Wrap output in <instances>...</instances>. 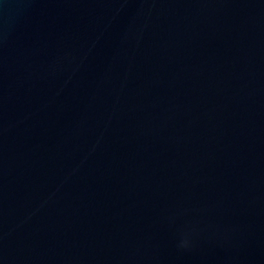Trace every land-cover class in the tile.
<instances>
[{
	"label": "water",
	"instance_id": "obj_1",
	"mask_svg": "<svg viewBox=\"0 0 264 264\" xmlns=\"http://www.w3.org/2000/svg\"><path fill=\"white\" fill-rule=\"evenodd\" d=\"M0 264H264V0H0Z\"/></svg>",
	"mask_w": 264,
	"mask_h": 264
}]
</instances>
